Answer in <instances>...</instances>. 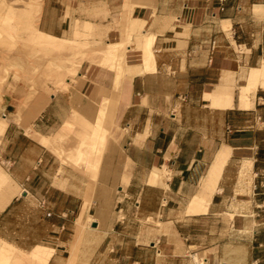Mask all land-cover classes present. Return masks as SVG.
Here are the masks:
<instances>
[{"label": "crops", "instance_id": "1", "mask_svg": "<svg viewBox=\"0 0 264 264\" xmlns=\"http://www.w3.org/2000/svg\"><path fill=\"white\" fill-rule=\"evenodd\" d=\"M22 1L55 51L83 24L98 46L51 61L50 73L0 59V240L26 254L42 246L24 251L8 236L21 230L7 218L29 200L51 234L46 264H67L77 227L80 244L99 240L96 259L73 264H264V88L251 108L240 103L247 74L264 65V0ZM130 20L140 23L131 35ZM71 122L109 138L88 202L57 174L54 135ZM227 148L217 192L195 202ZM214 218L225 228L200 224Z\"/></svg>", "mask_w": 264, "mask_h": 264}, {"label": "rangeland", "instance_id": "2", "mask_svg": "<svg viewBox=\"0 0 264 264\" xmlns=\"http://www.w3.org/2000/svg\"><path fill=\"white\" fill-rule=\"evenodd\" d=\"M137 24L140 23L130 20V35L135 32V29L140 27ZM80 26L81 35L72 43H61L59 45L60 49L55 51V43L51 44V41L41 40L35 34V30L32 27V14L29 13L24 1L0 0V59L20 63V61L28 58L30 66L42 63L44 64V72L50 73L49 63L51 61L55 60L57 64L63 66L67 56L74 57L86 49L97 50L98 43L88 40L91 37L90 26L88 24ZM107 50L111 54H118L125 50V42L107 46ZM0 73H3L2 67H0ZM50 140L48 139V141ZM108 140L109 138L106 136L104 142L93 141L92 137L87 133L86 126L77 122L64 124L58 134L54 135V149L57 151V155L54 154V156L60 166L57 174L59 177L68 179L71 182L74 194H83L84 202H88L86 198L94 194L97 166L103 152L107 149ZM58 151H61V153L58 154ZM60 184L58 186L62 187ZM7 190L8 184L1 185L0 197L4 196ZM33 210V202L24 201L22 205L12 211L11 216L6 220L7 226H10V228L14 227L15 230H21L20 233L8 234V236L14 241L25 245L27 248L24 251H29L33 245L50 247L52 243L50 238H47L51 234L46 231L44 226H38L35 216L31 214ZM216 220H218L217 224H215ZM200 224L202 227L206 226L208 228H213L216 225L219 230L225 228V223L217 218L207 223L201 222ZM77 228L74 231L76 247L70 253L67 264H73V260L77 257L81 261L89 257H91V260L96 259V254H93V248L99 239L92 240L90 244L86 242L80 244L82 230ZM79 246L81 247L80 249H78ZM34 250L27 252V255L32 256ZM47 253L49 254L50 250L45 248L42 256L38 258L31 257L28 260H22L15 256L14 258H5L0 255V264H42L46 255H48ZM193 262L194 264H202L197 257H193Z\"/></svg>", "mask_w": 264, "mask_h": 264}, {"label": "bare ground", "instance_id": "3", "mask_svg": "<svg viewBox=\"0 0 264 264\" xmlns=\"http://www.w3.org/2000/svg\"><path fill=\"white\" fill-rule=\"evenodd\" d=\"M39 39L41 40H47V41H51L54 42V39H51L49 37L46 36H42V35H38ZM111 46V45H108ZM246 82L247 84L245 86H243L242 88H240V103L242 105L243 108H251V97L253 92L256 90V88H258L259 86L264 88V65H262L259 69H253L250 71L249 75L247 74V78H246ZM7 124V120L6 119H0V136L2 135L5 127ZM228 148L223 149L222 151H220L215 159V162L212 163L210 169L208 170L207 175L205 176V178L203 179L201 186H200V190L198 192V194L195 197V202L197 203H206L208 204L212 198V196L217 192V183L218 180L220 179L221 176V172L222 169L228 159ZM245 164V163H244ZM250 163H246L242 169H245V166H249ZM3 173V172H2ZM1 173V175H2ZM244 175V174H243ZM246 177V176H245ZM4 178L3 181V185H7L8 181L6 177H1ZM1 183V181H0ZM46 250H50V253L48 255H46V257L44 258L42 264H46L48 259L51 257V255L53 254V249H50L48 247H45ZM45 248L43 247H37L34 250V253L32 254V256L27 255L26 253H24L23 251L11 246L10 244H7L6 242L0 240V255L5 257V258H14L18 257L20 259H25L28 260L31 257L34 258H38L40 256H42L44 254V250Z\"/></svg>", "mask_w": 264, "mask_h": 264}, {"label": "water", "instance_id": "4", "mask_svg": "<svg viewBox=\"0 0 264 264\" xmlns=\"http://www.w3.org/2000/svg\"><path fill=\"white\" fill-rule=\"evenodd\" d=\"M24 195H25V193H22V196H24ZM90 227H91V228H95L96 225H95L94 223H92V224H90Z\"/></svg>", "mask_w": 264, "mask_h": 264}, {"label": "built area", "instance_id": "5", "mask_svg": "<svg viewBox=\"0 0 264 264\" xmlns=\"http://www.w3.org/2000/svg\"><path fill=\"white\" fill-rule=\"evenodd\" d=\"M40 205L42 206L43 204H42V203H40ZM46 216H49V213H47V214H46Z\"/></svg>", "mask_w": 264, "mask_h": 264}]
</instances>
